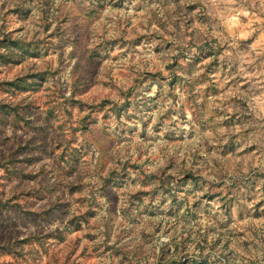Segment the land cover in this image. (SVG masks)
I'll return each mask as SVG.
<instances>
[{
    "label": "rangeland",
    "instance_id": "1",
    "mask_svg": "<svg viewBox=\"0 0 264 264\" xmlns=\"http://www.w3.org/2000/svg\"><path fill=\"white\" fill-rule=\"evenodd\" d=\"M0 264H264V0H0Z\"/></svg>",
    "mask_w": 264,
    "mask_h": 264
}]
</instances>
